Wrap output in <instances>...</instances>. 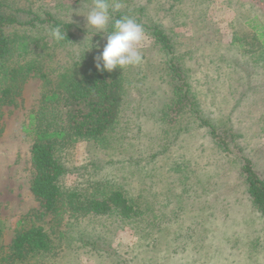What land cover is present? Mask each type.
<instances>
[{
  "label": "rangeland",
  "instance_id": "rangeland-1",
  "mask_svg": "<svg viewBox=\"0 0 264 264\" xmlns=\"http://www.w3.org/2000/svg\"><path fill=\"white\" fill-rule=\"evenodd\" d=\"M1 1L3 10L16 12L21 23L38 24L20 26L15 35L31 42L28 63L49 77L29 79L17 105L3 109L0 246L6 250L16 233L29 227L28 215L39 208L30 191L32 140L23 126L45 89L70 76H83L98 50H87L94 30L87 33L83 15L92 0ZM109 3L121 5L112 14L142 16L143 23L151 21L171 39L175 62L186 71L189 97L202 119L215 126L226 151L198 121V114L188 109L177 116L166 110L173 98L167 56L143 28L138 46L142 62L123 68L125 102L119 128L105 144L78 141L61 153L72 171L64 179L66 187L109 178L135 199L142 215L124 223L84 220L71 232L62 227L68 234L59 238L60 249L37 263L264 264V216L254 208L242 173L247 159L264 179V0ZM142 8L145 14L138 12ZM46 14L72 24L73 43L61 45L50 36L52 28L36 19L44 20ZM106 39V33H99L92 43H99L102 51ZM98 237L96 245L85 243Z\"/></svg>",
  "mask_w": 264,
  "mask_h": 264
},
{
  "label": "trees",
  "instance_id": "trees-1",
  "mask_svg": "<svg viewBox=\"0 0 264 264\" xmlns=\"http://www.w3.org/2000/svg\"><path fill=\"white\" fill-rule=\"evenodd\" d=\"M70 1L74 4L83 2ZM2 4L0 0V123L4 117L3 109L17 105L16 99L22 95L23 86L29 79L36 76L49 79L37 65L27 61V56L33 53L29 48L31 42L15 35V30L20 26L35 28L38 24L34 20L21 23L14 15L16 12L7 14ZM138 12L145 14V9H139ZM123 16L121 12L111 14L114 21ZM140 17L131 16L167 56L165 71L173 98L166 110L173 111L177 116H183L188 109L198 114V121L201 120V124L209 128L217 146L226 151L225 144L218 140L215 126L202 119L197 103L189 97L186 71L180 63L175 62L171 39L156 24L151 25L149 20L143 23ZM36 19L38 23L47 24L52 29L61 26L66 31V39L57 43H73L72 24L57 22L51 14H46L44 20ZM113 23L108 33L112 31ZM260 39L264 44L263 30ZM125 83L124 69H116L111 73L100 72L95 68V62H91L80 78L70 76L58 86L46 88L40 104L31 109L23 132L32 140L30 153L33 178L30 191L39 208L28 215L29 227L18 231L6 250L0 246V264H38L39 259L55 255L61 247L58 245L59 238L68 234L62 233V227H67L71 232L74 226L84 220L113 219L124 223L142 215L135 199L109 178L87 180L86 185L80 181L73 188L64 185V179L72 171L63 161L61 153L78 141L94 144L109 141L120 125ZM165 116L168 117L166 112ZM242 173L254 208L264 216V179L247 159H244ZM98 239L88 238L85 243L96 245ZM80 240L84 241L83 236Z\"/></svg>",
  "mask_w": 264,
  "mask_h": 264
},
{
  "label": "clouds",
  "instance_id": "clouds-1",
  "mask_svg": "<svg viewBox=\"0 0 264 264\" xmlns=\"http://www.w3.org/2000/svg\"><path fill=\"white\" fill-rule=\"evenodd\" d=\"M120 7L119 3L110 4L109 0H92L90 9L86 15H83L87 21V33L89 28L94 30L87 50H91L93 47L98 50V54L94 57L97 71L111 73L116 69L121 70L142 62L138 46L143 41L145 34L142 25L137 23L135 19L129 16L120 17L114 21L112 31L110 33L106 32L112 11H118ZM79 11L77 14L81 15ZM72 16L73 9L71 8V23ZM99 33L107 34L106 43L103 45L102 51L99 50V43L95 45L92 43L93 36ZM50 36L56 42L64 41L67 37L66 31L62 30L61 26L54 27L50 31Z\"/></svg>",
  "mask_w": 264,
  "mask_h": 264
}]
</instances>
